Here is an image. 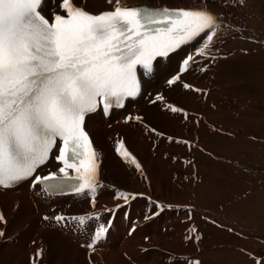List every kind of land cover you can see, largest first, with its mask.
<instances>
[{
  "label": "bare ground",
  "instance_id": "1",
  "mask_svg": "<svg viewBox=\"0 0 264 264\" xmlns=\"http://www.w3.org/2000/svg\"><path fill=\"white\" fill-rule=\"evenodd\" d=\"M249 2L119 0L121 6L130 8L146 5L152 9H206L212 12L222 23L209 53L215 59L196 55L203 38L198 37L194 42L181 45L167 57H157L151 72L137 66L140 93L135 98L125 99L123 107L113 106L105 117L101 105L94 114L86 116L84 129L98 153L100 165L99 182L102 186L97 188L95 206L87 196H77L72 192L53 194L45 192L41 185L32 187L33 178L12 190L0 189V213L5 217V222L0 223V231L5 233L0 237V257L5 254L15 259L22 255L21 248L30 249L31 245L33 253L38 237L54 236L65 249L57 250L59 261L71 260L76 254H79L80 264H188L199 260V250H202L200 233L212 229L214 234H219L215 227L205 226L200 220L201 216L196 213L198 202L194 200L200 175L199 163L207 152L201 143L215 133H212L215 122L211 115L216 108L217 95L214 90L218 81H214L212 69L222 63L219 58L228 55L223 49L228 38L245 36L264 45V31L255 29L247 22L244 7ZM60 3L61 0H43L46 18L51 20L54 14H63ZM74 3L91 14L114 8V4H109L107 0H74ZM188 56L194 58L184 70V60ZM227 62L224 63H232ZM223 75L226 77V73ZM176 76L180 77L177 84L169 85L168 80ZM184 83L200 91L185 89ZM162 89H165L164 92ZM162 94L165 105L154 98ZM168 104L184 109L188 118H183L182 113H172ZM135 117H141V121ZM151 129L156 131L152 132ZM121 140L141 164L142 172L134 166L133 173L126 171L125 162L115 152V146ZM185 140L191 142V147L176 142ZM56 155L58 147L53 149L49 161L36 174L47 176L58 173L62 165L55 160ZM70 174L74 175L71 171ZM120 192L129 194L127 201L119 198ZM53 207L66 218L84 216L85 223L82 227L78 221L71 219L58 223L52 211H48ZM45 216L50 219L45 220ZM101 224L108 231L90 253L86 245ZM199 225H202V229ZM224 233L220 232V236ZM197 236L199 239L194 238ZM67 264L70 262L67 261Z\"/></svg>",
  "mask_w": 264,
  "mask_h": 264
},
{
  "label": "snow or ice",
  "instance_id": "2",
  "mask_svg": "<svg viewBox=\"0 0 264 264\" xmlns=\"http://www.w3.org/2000/svg\"><path fill=\"white\" fill-rule=\"evenodd\" d=\"M107 2L114 4L113 10L91 14L74 0H61L63 14L56 13L50 20L43 14V0H0V188H13L33 178L32 187L87 196L95 206L97 188L102 185L98 153L84 129L86 115L101 104L105 113L113 106L123 107L126 98L140 93L137 66L151 72L157 57H167L198 37L203 38L196 55L215 59L209 53L222 23L212 12L130 8L119 0ZM193 58L184 60V70ZM179 80L176 76L168 84ZM183 87L200 91L187 83ZM163 99L155 97V101ZM167 107L188 118L184 109ZM135 119L141 121V117ZM176 142L191 147L187 140ZM57 147L55 160L62 165L58 173L36 174ZM115 152L142 172L123 140L117 142ZM118 196L127 201L129 194ZM54 219L62 223L66 218L56 215ZM70 219L81 225L86 220L84 216ZM107 231L103 224L96 229L86 245L90 253ZM4 235L0 231V237ZM41 256L38 250L33 264ZM255 264H264V257Z\"/></svg>",
  "mask_w": 264,
  "mask_h": 264
},
{
  "label": "rangeland",
  "instance_id": "3",
  "mask_svg": "<svg viewBox=\"0 0 264 264\" xmlns=\"http://www.w3.org/2000/svg\"><path fill=\"white\" fill-rule=\"evenodd\" d=\"M244 10L248 24L264 31V0H250ZM223 49L228 54L225 57L230 58H219L222 63L212 69L213 79L218 81L214 90L216 108L211 115L215 122L212 133H215L201 143L207 152L199 163L200 175L194 198L198 202L196 213L201 216L200 220L205 226L215 227L219 234H214L212 229L206 234L201 230L202 250H199L198 259L200 264H255L257 258L264 257V45L240 36L228 38ZM160 104L165 105L163 101ZM125 165L127 172H134L132 165ZM48 211H52L53 217L61 215L55 207ZM202 225H199L201 229ZM229 228L232 231H228ZM220 232L226 233L220 236ZM62 245L54 236L38 237L33 253V245L30 249L21 248L22 255L15 259L1 255L0 261H3L0 264L5 261L8 264L10 260L9 264H20L21 261V264H33L38 250H42V256L35 264H67V261L80 264L79 254L71 260L57 259L58 251L65 250Z\"/></svg>",
  "mask_w": 264,
  "mask_h": 264
}]
</instances>
